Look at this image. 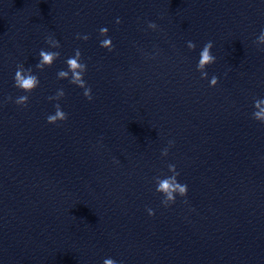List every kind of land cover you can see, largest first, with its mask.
I'll return each instance as SVG.
<instances>
[{"label": "water", "instance_id": "water-1", "mask_svg": "<svg viewBox=\"0 0 264 264\" xmlns=\"http://www.w3.org/2000/svg\"><path fill=\"white\" fill-rule=\"evenodd\" d=\"M261 29L264 0H0V264H264ZM48 35L61 55L36 68ZM76 48L92 100L57 76ZM17 63L40 78L27 106ZM169 163L188 193L165 207Z\"/></svg>", "mask_w": 264, "mask_h": 264}, {"label": "clouds", "instance_id": "clouds-1", "mask_svg": "<svg viewBox=\"0 0 264 264\" xmlns=\"http://www.w3.org/2000/svg\"><path fill=\"white\" fill-rule=\"evenodd\" d=\"M116 23H120V18H116ZM148 27L151 29H156L158 26L155 21H148ZM99 35L103 39L99 40L100 47L106 48L112 51L115 47L112 41V37L108 35L109 29L107 26H101L99 29ZM78 39L87 40L88 34L81 35L77 33ZM260 39L264 40V29L260 30ZM45 43L48 45L47 48H40L38 52V60L35 64L36 68L43 69L46 65L51 66L60 57L61 53L59 51L61 45L58 38L53 35H48L45 37ZM187 47L189 49H195L196 43L192 40L186 41ZM213 41L209 40L203 44L199 50L198 59L196 61V70L199 71L200 77L202 79H207L210 87L216 86L219 77L214 74L210 79L207 78L206 70L207 66L213 64L216 61V56L212 52ZM65 68H61L57 71V76L65 78L69 83L78 86L83 89V95L88 100L93 99L92 88L85 79V74L88 70L87 63L82 59V53L79 48L73 50V54L67 56L64 59ZM14 87L20 90L21 94L17 95L13 102L17 105L27 106L29 101V94L39 87L40 78L39 76L31 71V68L21 67V63H17L14 75H13ZM61 94L64 93L61 90ZM7 99L12 100L13 98L9 96ZM49 100L53 99V96L48 97ZM55 111L47 114L46 121L50 124H56L59 121H64L68 118V113L63 110L61 104L57 102L54 104ZM251 116L254 120L264 123V108L259 110L253 105V111ZM174 143L173 140L168 141V145L171 146ZM169 152V147H164L161 149V155L167 156ZM171 174H164L154 177L155 191L161 195V203L168 207L175 204L177 197H186L188 193V184L180 182L177 177L179 176V171L174 163H169L167 165ZM186 202V200H185ZM147 212L149 215H154V209L148 208ZM104 264H122L112 257H105Z\"/></svg>", "mask_w": 264, "mask_h": 264}]
</instances>
